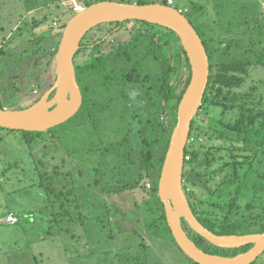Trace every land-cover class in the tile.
I'll use <instances>...</instances> for the list:
<instances>
[{"label":"rangeland","instance_id":"obj_1","mask_svg":"<svg viewBox=\"0 0 264 264\" xmlns=\"http://www.w3.org/2000/svg\"><path fill=\"white\" fill-rule=\"evenodd\" d=\"M86 3L87 0H0V48L7 50L0 54V102L4 106L21 109L31 105L54 83L56 62L53 57L49 64L52 57L48 41L52 37L50 46L55 48L63 26L77 13L74 7ZM174 5L187 9L196 26L203 21L204 10L206 22H219L218 32L228 39L252 41L257 45L256 52L262 53L264 0H175ZM38 20L39 25H34ZM126 25L128 29L135 28L131 23ZM93 32L85 38L89 37L90 44ZM125 32L115 36L123 34L119 38L125 40L129 31ZM145 52V47L138 51ZM139 62L151 69L147 86L154 101L159 102L160 65L148 57ZM253 75L264 88V67ZM32 91L37 93L35 98ZM100 93L97 89L90 95L95 105L88 104L84 112L78 111L44 134L50 139L45 151H36L35 145L24 142L17 131L0 129V218L12 211L19 219L17 224L0 222V264H193L173 241L145 235L144 231L142 234L140 229L126 235L134 230L122 221L126 234L118 223L103 227L76 209L72 216L80 224L72 220L68 225L67 221L62 230L57 225L52 212L55 208L48 206L46 192L40 186L42 174L52 173L54 168L73 172V177L85 182L95 180L98 188L102 187V196L117 205L128 221L132 222L136 213L143 216L149 189H123L121 184L135 177L141 183L150 181L139 161L132 162L142 147L140 135L147 125L148 101L137 83L127 87L122 100L118 98L120 93L117 97ZM109 102L113 103L111 108ZM197 123L204 125L206 116H198ZM205 142L214 143L212 139ZM215 143L222 147L219 153L227 156L223 142L215 139ZM128 147L133 154L123 156ZM258 168L263 170L264 164ZM251 264H264V252Z\"/></svg>","mask_w":264,"mask_h":264},{"label":"trees","instance_id":"obj_2","mask_svg":"<svg viewBox=\"0 0 264 264\" xmlns=\"http://www.w3.org/2000/svg\"><path fill=\"white\" fill-rule=\"evenodd\" d=\"M98 1L102 0H87L86 6ZM117 1L157 3L156 0ZM188 12L185 14L206 47L210 76L201 108L191 125L190 137L194 140L187 144L185 150V156L190 155V158L185 159L184 191L198 220L214 233L263 232L264 169L258 167L264 164V88L253 74L257 69L264 67V49L260 54L256 52L257 45L252 41L228 39L221 31L216 30L219 28V22L210 25L205 21L204 10L201 13L203 21L196 26ZM39 23L38 20L33 24ZM126 23H134L135 27L143 24L133 34L132 42L137 46L140 43L145 45L146 51L153 50L157 60L155 62L161 66V81L157 90L161 95L159 102L154 101L151 89L147 86L146 68L129 53L125 40L119 39L111 54L105 57L97 58L91 53L87 61L90 63L85 65L78 62L77 51L74 64L78 82L82 85V79L86 80L87 90L98 87L105 89L106 92L111 88L124 91L129 83L140 84V87L146 90L145 97L149 107L147 125L140 135L142 144L140 154L136 159H132V162L139 161L141 169L150 180L147 182H151L150 187H146L147 182L141 183L136 177L121 184L123 189L140 187L149 189L148 196L143 202V216L140 217L139 213H136L137 216L133 217L132 222L128 221V217L119 213L117 205L109 203L107 198L102 196L100 192L102 187L98 188L95 180L90 181L91 183L85 182L81 178L73 177V172L70 171H59L54 168L53 172L49 173L44 170L40 186L46 192L48 206L55 208L52 212L61 230L67 225V221L68 225L73 222L72 220L80 222L72 216L77 209L87 220L93 219L103 227L118 223L120 231L126 234L120 224L122 221L134 230L126 234L128 236L140 229L142 234L173 241L180 249L167 223L165 206L158 194V182L171 133L177 121L178 105L191 80V65L179 36L173 30L140 20H127L123 25ZM112 24L119 25L120 22H111L110 25ZM152 28L158 29L153 33L149 31L151 34L145 33ZM60 34L62 36V33ZM59 43L60 39L54 50L49 51L52 57L49 62L51 65ZM157 48H161V52L156 51ZM1 53L6 51L0 48ZM95 71H100L101 75L98 76ZM39 98L40 96L35 98L33 103ZM28 106L30 105L26 107ZM0 107H4L2 102ZM157 107L161 109L157 110ZM201 114L206 116L204 125L197 123V118ZM0 129L17 131L22 135L24 142L35 145L36 151L38 148L45 151L49 146L47 141L50 139L44 137V134L50 132L52 128L45 131L12 130L3 127ZM206 139H212L213 145H206ZM215 139L223 142L228 157L219 153L222 147L215 143ZM131 153L128 147L122 155L129 157ZM195 186H198V189H195ZM97 195L100 196L99 200H96ZM140 208L138 205V211ZM182 223L189 237L207 253L235 256L252 247V244L239 248L218 247L191 229L185 220ZM180 251L185 255L181 249ZM185 257L193 264H198L187 255Z\"/></svg>","mask_w":264,"mask_h":264},{"label":"water","instance_id":"obj_3","mask_svg":"<svg viewBox=\"0 0 264 264\" xmlns=\"http://www.w3.org/2000/svg\"><path fill=\"white\" fill-rule=\"evenodd\" d=\"M140 20L173 30L180 38L191 65V80L178 105L177 121L158 182V194L165 206L167 223L176 243L198 264H251L264 252V231L248 234H216L194 214L184 191L185 150L191 125L201 108L210 76L206 47L188 16L164 3H128L102 0L77 12L65 25L55 55L56 79L33 104L21 109L0 107V127L12 130L45 131L73 117L82 104L74 57L85 35L108 22ZM53 94V95H52ZM183 220L207 241L223 248L252 244L246 252L221 256L205 252L187 234Z\"/></svg>","mask_w":264,"mask_h":264},{"label":"flooded vegetation","instance_id":"obj_4","mask_svg":"<svg viewBox=\"0 0 264 264\" xmlns=\"http://www.w3.org/2000/svg\"><path fill=\"white\" fill-rule=\"evenodd\" d=\"M123 23L124 22H120L119 25H114V24L110 25L111 22H108V23L99 24V25L95 26V28H92L83 38L82 41H84V42H81V47L78 50L79 51L78 62L83 63L84 65L89 64L90 62H87V61L89 60V58H90L89 55L91 53H94V56L97 58L101 57V56L105 57V56L111 54V51L115 48L116 44L118 43V40L120 39L119 37L121 35L127 33V32H125L126 30L129 31V36H128V38L125 39V41L127 42L126 45H127V49L129 51V53L133 54L135 56V58H137V60H139V61H143V60L145 61V59L147 60V57H148V60H153L154 62L157 61L155 59V54H154L153 50L152 51L147 50L145 53H138L139 49L142 47H145V45L140 43V45L137 46V44H133V42H132L133 34L136 33L137 28L141 27L143 24H139L135 28L132 27V29L131 28L128 29L127 25H126L128 23H126L125 25H123ZM150 24H152V23H150ZM131 25L134 26V23H131ZM111 28H113V30H111ZM154 29L153 28L149 29L145 33L148 34V33H150L149 31H151V33H153L154 31H157L158 28L155 30ZM91 31H94V32L92 34V43L90 44L88 42V40H89V37H90L89 34L91 33ZM120 31H123L124 33L119 35L118 37L115 36V34L119 33ZM88 35H89V37L87 39H85ZM156 51L161 52V48H159V49L157 48ZM160 68H161V66H160ZM150 70L151 69L146 68L145 74L149 75ZM97 73H98V76L101 75L100 71H98V72L95 71V74H97ZM103 74H105V72H103ZM148 79H149V76H148ZM77 81H78V79H77ZM78 84H79V82H78ZM85 84H86V80L82 79V85H81V83L79 84V87H80V90L82 93V104H81L78 111L85 110V108L88 104L91 105L92 102H90L91 101L90 95H94V91H96L97 89L99 91H101V93H103V94L106 93L105 89L102 90L98 87L87 90ZM131 84L132 83H129L125 87L124 91H118L115 88H111V90L108 91V93L110 94V96H114V97H117V94L120 93V96L118 98L122 100L125 98V95L127 92V87H130ZM138 85L140 86V84H138ZM143 90H144V95H146V92H145L146 90L145 89H143ZM112 104H113L112 102H109V108L112 107ZM92 105H95V104L92 103ZM114 105H115V103H114Z\"/></svg>","mask_w":264,"mask_h":264},{"label":"built area","instance_id":"obj_5","mask_svg":"<svg viewBox=\"0 0 264 264\" xmlns=\"http://www.w3.org/2000/svg\"><path fill=\"white\" fill-rule=\"evenodd\" d=\"M157 2L159 3H164V4H167V5H170V6H175L174 3H175V0H156ZM86 4H79V5H76L74 7V10L76 12H79V11H83L85 8H86ZM176 7V6H175ZM181 12L185 13L187 12V9H179ZM192 140H194V138L192 137H189L188 139V143L191 142ZM190 158V155H186L185 156V159H189ZM147 186L150 187V183L147 182ZM0 222H3V223H7V224H17L19 222V219H18V216H16L15 213L13 212H10L8 214H6L5 216H2L0 218Z\"/></svg>","mask_w":264,"mask_h":264},{"label":"crops","instance_id":"obj_6","mask_svg":"<svg viewBox=\"0 0 264 264\" xmlns=\"http://www.w3.org/2000/svg\"><path fill=\"white\" fill-rule=\"evenodd\" d=\"M54 41H53V39H52V37H51V39H50V41H48V47H49V51H53L54 50V48L53 47H51L50 45L53 43ZM2 46V45H1ZM0 46V47H1ZM5 51H7V50H5ZM6 54V53H5ZM0 68H1V64H0ZM40 88V87H39ZM39 90H41V89H39ZM0 91H1V88H0ZM1 93V92H0ZM32 93H34L33 91H32ZM37 93H34L33 95H35L34 96V98L37 96L36 95ZM7 107V106H6Z\"/></svg>","mask_w":264,"mask_h":264}]
</instances>
